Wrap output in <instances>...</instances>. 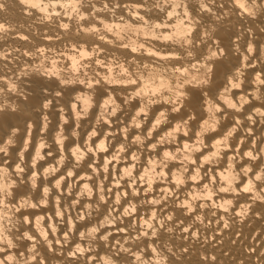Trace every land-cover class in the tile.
I'll return each instance as SVG.
<instances>
[{
	"label": "clouds",
	"instance_id": "obj_1",
	"mask_svg": "<svg viewBox=\"0 0 264 264\" xmlns=\"http://www.w3.org/2000/svg\"><path fill=\"white\" fill-rule=\"evenodd\" d=\"M257 218L264 0H0V264H217Z\"/></svg>",
	"mask_w": 264,
	"mask_h": 264
},
{
	"label": "bare ground",
	"instance_id": "obj_2",
	"mask_svg": "<svg viewBox=\"0 0 264 264\" xmlns=\"http://www.w3.org/2000/svg\"><path fill=\"white\" fill-rule=\"evenodd\" d=\"M227 40V36L225 37ZM46 86L43 84L41 79H36L32 81V88L34 91H38L41 87ZM39 103V95H34L31 98L29 107ZM7 121V117L3 118ZM261 227L259 218L253 223L245 225L242 229H238L231 236H225L223 241L217 244L214 248L205 246L207 251L214 253L217 256V264H220V261L231 262V264H239V261L246 258H251L255 261L256 255L259 254L261 250H264V246L260 243V236L262 233L258 232V229ZM242 233V234H241ZM220 233H217V238L219 239ZM247 237V239H245ZM253 237H256V240L253 241ZM243 241V243H241ZM255 243L256 251L253 253H248L247 246ZM191 255L188 258L189 264H197L199 260V252L201 251L200 245H193V249L190 250Z\"/></svg>",
	"mask_w": 264,
	"mask_h": 264
}]
</instances>
